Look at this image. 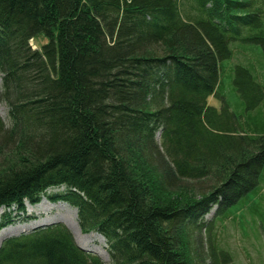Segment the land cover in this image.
<instances>
[{"label":"trees","instance_id":"trees-1","mask_svg":"<svg viewBox=\"0 0 264 264\" xmlns=\"http://www.w3.org/2000/svg\"><path fill=\"white\" fill-rule=\"evenodd\" d=\"M0 72V207L63 186L113 264H201L212 206L264 222V0H0ZM0 264L103 263L53 224Z\"/></svg>","mask_w":264,"mask_h":264},{"label":"rangeland","instance_id":"rangeland-1","mask_svg":"<svg viewBox=\"0 0 264 264\" xmlns=\"http://www.w3.org/2000/svg\"><path fill=\"white\" fill-rule=\"evenodd\" d=\"M43 41L44 39L42 38L33 39L30 41V45L32 48H39ZM1 78L2 74L0 72V88ZM226 86H229V84L226 83ZM220 96L222 98L225 97L226 99L225 94ZM207 103L218 109L221 105V99L220 97L215 98L213 96H210L207 99ZM8 110L9 106L5 102H1L0 117L6 126L10 125ZM179 182L181 183H179V185L185 186L186 184L190 185L195 183L190 180H181ZM200 182L206 187H209L211 183H213V181H211L209 177H207V179L203 178ZM63 191V186L48 188L40 197V200L37 203H24L23 210H18L14 206L9 209L0 208V235L1 233L9 232V236L6 235L2 240L0 239V245L6 238L19 234L29 233L36 227H45L53 224H63L64 226H66L64 220L67 223L71 224L72 228L75 231V221L72 220L73 218L71 209H75L76 222L79 227L76 208L66 202H53L47 198L48 195L57 193L59 194ZM42 199L47 201V204H39ZM215 210L216 206H212L210 208V211L204 216L203 219L206 225L202 227L203 229H201L200 234L194 237V243L195 241L197 242L195 243L196 252L193 253V256L197 258L198 262L201 264H210V256L212 253L213 256L217 258L220 264H264V222L261 221L258 217H252L250 213L248 214V212L244 208H241L232 217L224 219L218 217L215 218ZM46 218L50 219V221L46 223L43 222L40 224H35V226L33 227L28 226L32 223H35L36 221H41ZM240 222L244 224L242 225L240 224ZM209 223L210 225L208 227ZM69 231L71 232L70 229ZM80 231L82 234H78V238L85 244H87L88 247L96 251L90 249L84 250L98 256L103 264H113L108 254L107 242L105 238L93 230L84 232L80 229ZM90 233L100 235L102 238L98 236L91 237L89 236ZM73 240L76 243L74 237ZM99 253H107L108 260L105 261L103 258H101V255H99Z\"/></svg>","mask_w":264,"mask_h":264},{"label":"bare ground","instance_id":"bare-ground-1","mask_svg":"<svg viewBox=\"0 0 264 264\" xmlns=\"http://www.w3.org/2000/svg\"><path fill=\"white\" fill-rule=\"evenodd\" d=\"M58 195H60V193L58 194H52V195H48V199L49 200H51L50 198H52V197H55V196H58ZM52 201V200H51ZM57 201H61V200H57ZM47 204V201H45V200H41L40 201V203L39 204ZM68 207V206H67ZM69 208V207H68ZM70 209V208H69ZM72 210V220H74L75 221V227H76V229H75V231H74V229L72 228V226H71V224H69V223H67L65 220H64V223H65V225L71 230V232H72V234H73V237H74V239H75V241H76V243L80 246V247H82L83 249H90V250H94V249H92V248H90V247H88V245L87 244H85L83 241H81L79 238H78V234H82L81 233V231H80V229H79V227H78V225H77V222H76V212H75V209H71ZM210 211V210H209ZM54 220V219H53ZM48 221H50V219H44V220H39V221H36L35 223H32L31 225H28L29 227H33V226H35V224H40V223H43V222H48ZM96 232V231H95ZM9 234V232H5V233H1V235H0V239L2 240L3 238H4V236H6V235H8ZM9 236V235H8ZM89 236H91V237H100V238H102L100 235H97V234H95V233H90L89 234ZM94 251H96V250H94ZM99 255H101V258H103L105 261H107L108 260V256H107V253H104V254H101V253H99Z\"/></svg>","mask_w":264,"mask_h":264}]
</instances>
